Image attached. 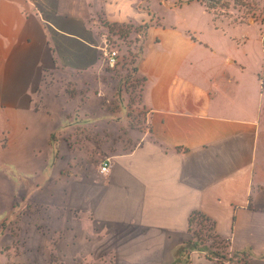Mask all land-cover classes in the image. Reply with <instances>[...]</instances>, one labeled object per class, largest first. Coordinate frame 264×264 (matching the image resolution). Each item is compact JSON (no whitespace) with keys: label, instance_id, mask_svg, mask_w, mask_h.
Returning a JSON list of instances; mask_svg holds the SVG:
<instances>
[{"label":"crops","instance_id":"0c3cea01","mask_svg":"<svg viewBox=\"0 0 264 264\" xmlns=\"http://www.w3.org/2000/svg\"><path fill=\"white\" fill-rule=\"evenodd\" d=\"M235 24L197 0H0V264H264V55ZM130 26L134 105L102 87ZM195 211L228 263L193 247Z\"/></svg>","mask_w":264,"mask_h":264},{"label":"rangeland","instance_id":"374dc122","mask_svg":"<svg viewBox=\"0 0 264 264\" xmlns=\"http://www.w3.org/2000/svg\"><path fill=\"white\" fill-rule=\"evenodd\" d=\"M203 2L214 14L224 16L230 23L242 22V24L233 25V28L228 31L233 39L232 42L246 45L250 53L254 55L259 53L261 57V42L264 35V0H203ZM140 29L130 26L111 30L126 42L127 47L123 50V57L116 68L104 67L103 69L105 73L103 89L109 94L115 92V95L121 93L129 95V105H134L139 101L141 90V83L132 75L134 64L139 55L137 42L139 38L136 33H141ZM192 228L194 248L215 255L217 259L222 260L221 256H226L224 245L211 240V234L203 223H195ZM21 253L25 256L38 255L37 250L27 252L24 249H17V254Z\"/></svg>","mask_w":264,"mask_h":264},{"label":"built area","instance_id":"2783aa9c","mask_svg":"<svg viewBox=\"0 0 264 264\" xmlns=\"http://www.w3.org/2000/svg\"><path fill=\"white\" fill-rule=\"evenodd\" d=\"M139 38L141 33H136ZM126 42L114 33L106 32L101 46V57L105 67L114 69L118 66L123 57V50L126 49ZM110 159L105 158L101 161L99 166V172L106 174L109 170ZM211 240L222 243V239L211 233ZM226 257V256H225ZM223 257L222 262L228 263L231 260V256Z\"/></svg>","mask_w":264,"mask_h":264},{"label":"trees","instance_id":"16d2710c","mask_svg":"<svg viewBox=\"0 0 264 264\" xmlns=\"http://www.w3.org/2000/svg\"><path fill=\"white\" fill-rule=\"evenodd\" d=\"M197 1L201 2L202 4H204V6L207 8V10L211 11L210 8L205 4V2H203V0H197ZM240 19L242 20L241 17H240ZM253 21H255V20H253ZM111 30H112V29L110 28V31H111ZM261 46H262V51H263V55H264V35H263V38H262ZM263 71H264V65H263ZM263 73H264V72H262V74H261V83H262V86H263V84H264ZM194 220H196L198 223H199V221H201V216H200V214H199L198 212H196V211H195V212H192V213L190 214V217H189V224H192V222H193Z\"/></svg>","mask_w":264,"mask_h":264}]
</instances>
